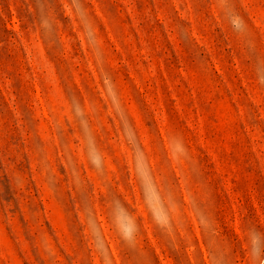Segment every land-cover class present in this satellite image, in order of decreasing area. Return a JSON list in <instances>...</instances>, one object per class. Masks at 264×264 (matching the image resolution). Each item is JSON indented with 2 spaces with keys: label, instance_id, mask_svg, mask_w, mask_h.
<instances>
[{
  "label": "rangeland",
  "instance_id": "rangeland-1",
  "mask_svg": "<svg viewBox=\"0 0 264 264\" xmlns=\"http://www.w3.org/2000/svg\"><path fill=\"white\" fill-rule=\"evenodd\" d=\"M234 2L264 54V0ZM83 3L118 98L106 95L89 50L90 24L75 17V0H46V10L59 13L60 43L51 48L36 0H0V264H101L83 217L88 203L115 264H185L152 229L133 180V161L146 168V152L153 170L176 186L158 149L162 143L172 154V132L192 154L175 175L211 207L235 264H249L243 228H264V88L215 0ZM66 88L79 93L85 118L70 111ZM125 114L133 127L122 131ZM97 151L110 194L143 225L134 250L119 245L109 222L106 186L88 160ZM74 179L84 182L78 192ZM193 232L209 264L194 222Z\"/></svg>",
  "mask_w": 264,
  "mask_h": 264
},
{
  "label": "clouds",
  "instance_id": "clouds-1",
  "mask_svg": "<svg viewBox=\"0 0 264 264\" xmlns=\"http://www.w3.org/2000/svg\"><path fill=\"white\" fill-rule=\"evenodd\" d=\"M216 7L231 33L239 41L244 54L251 61L253 71L256 75L257 83L264 88V54L259 51L258 37L251 31L245 15L238 10L234 0H215ZM38 10V26L41 38L45 39L51 47H58L56 18L58 11H47L46 0H36ZM75 17L78 20L89 22V31L92 36L89 38L92 43L89 44V50L93 53V63L97 65V71L101 73L106 87V95L116 96L115 82L110 73L103 69V51L102 41L97 43V36L91 22L88 21V15L85 11L83 0H75L72 8ZM83 27V25H82ZM100 49V59H96V51ZM65 95L71 98L70 111L77 118L83 117L85 107L82 98L78 92L65 89ZM79 107V112L77 111ZM67 123V121H65ZM149 127H151L150 122ZM133 127L130 117L126 114L121 120V130L125 127ZM135 133V129L133 128ZM172 144V154H169L161 143L158 149L165 153L167 159L173 168L176 186H170L157 173L156 169L148 163V154L144 152V162L146 168H138L133 161V180L139 190L141 202L149 218L152 229L158 230L161 235L168 240V246L176 253H183L185 264H204L201 258V250L196 236L193 232V222L199 230L200 241L204 244L208 253L209 264H235L232 249L226 240L221 239L214 223L215 217L211 213V207L205 208L197 200L193 189L175 175L177 170L188 167L192 163V154L189 146L182 137L176 133H166ZM138 140V136H137ZM127 142V140H126ZM143 152V145H140ZM70 154V153H69ZM88 160L91 167L96 170L97 176L102 179L106 186L105 202L113 231L118 239L119 245L129 249H136L141 246L143 238V225L140 219L133 214L128 205L120 196L110 194L111 180L108 179V172L104 164V158L99 151L88 154ZM127 174L122 175L126 179ZM77 192L84 186L82 180L73 181ZM90 189V185H89ZM83 217L91 236L96 252L98 253L101 264H115V259L107 242L103 240L100 224L96 219L95 210L91 203L83 206ZM244 241L247 246L249 264H264V228L256 223H250L243 228Z\"/></svg>",
  "mask_w": 264,
  "mask_h": 264
}]
</instances>
